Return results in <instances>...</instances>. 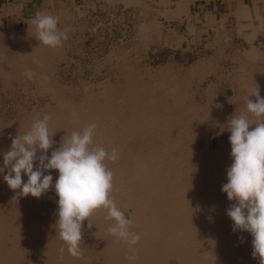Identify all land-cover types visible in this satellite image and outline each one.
Masks as SVG:
<instances>
[{"label": "bare ground", "instance_id": "1", "mask_svg": "<svg viewBox=\"0 0 264 264\" xmlns=\"http://www.w3.org/2000/svg\"><path fill=\"white\" fill-rule=\"evenodd\" d=\"M243 30L244 26L238 28L240 36L250 38ZM251 43L243 51L238 71L228 77L234 102L235 92L247 101L254 82L264 98V49ZM48 52L36 37L0 34V88L30 82L25 71L31 70L30 83L42 90L45 99L23 119L0 116V166L3 153L11 147L10 137L23 135L45 114L51 117L49 131L54 134L49 156L73 131L96 123L94 144L109 153L118 150L117 160L106 161L114 173L113 195L120 210L133 219L131 230L141 239L130 247L110 235L107 229L112 222L101 210L92 215L91 228L84 221L82 254L73 257L58 236L54 187L40 198L12 199L15 192L0 175V264H260L252 256V236L234 232L226 214L235 203L221 191L232 163L227 121L235 113L228 104L213 100L214 82L202 87L211 60L195 63L183 79L170 73L164 80L158 73L162 79L146 82L133 71L124 72L118 83L105 84L101 96L85 89L76 97L66 94L64 86L46 73L52 65ZM188 78L194 79L189 87ZM249 99L255 102L256 97ZM246 111V103L240 104L235 115ZM221 130L228 138L221 145L216 138L212 145V132ZM45 174L53 176L54 185L58 170ZM22 181H27L26 175ZM130 255L136 260L130 261Z\"/></svg>", "mask_w": 264, "mask_h": 264}, {"label": "clouds", "instance_id": "2", "mask_svg": "<svg viewBox=\"0 0 264 264\" xmlns=\"http://www.w3.org/2000/svg\"><path fill=\"white\" fill-rule=\"evenodd\" d=\"M58 23L59 18L47 11L37 12L31 21L36 39L51 48L61 47L68 39L69 29H60ZM25 76L30 79L31 70H26ZM250 96L256 97L255 102ZM246 109L245 113L234 114L227 121L232 163L226 170L227 183L221 191L229 201L235 202L226 210L233 221V231H246L252 236V256L264 264V98L255 82ZM50 120L45 114L23 135L10 137L11 147L3 153L0 175L15 192L12 199L28 195L40 198L54 187L58 196V236L73 257L82 254L84 221L91 228L92 215L101 210L106 212L105 219L112 222L108 233L130 247L135 246L141 235L131 230L133 219L127 218L117 206L113 195L114 173L106 163L118 159V150L113 148L109 153L103 146L95 145L98 126L90 123L82 131H73L67 140L62 139L49 156L54 143V134L49 131ZM50 170L59 173L54 185L53 176L45 174ZM22 175L27 176L26 182L22 181ZM240 239L243 242V237ZM64 251L65 247L61 246L60 253ZM128 259L135 261L136 256L130 255Z\"/></svg>", "mask_w": 264, "mask_h": 264}, {"label": "rangeland", "instance_id": "3", "mask_svg": "<svg viewBox=\"0 0 264 264\" xmlns=\"http://www.w3.org/2000/svg\"><path fill=\"white\" fill-rule=\"evenodd\" d=\"M155 7L152 4L141 8L104 7L94 2L65 1L58 10L48 12L59 18L60 29L67 27L69 31L68 39L57 47L60 51L48 47L52 65L45 68L46 73L52 74L69 96L78 97L85 89L101 96L105 84L118 83L124 72L133 71L146 82L154 77L162 79L158 73H163L164 80L170 73L183 79L195 63L211 60L209 71L201 79L202 87L214 82L213 100L217 104H228L237 114L240 104L247 101L239 99L241 94L237 92L234 94L237 101L230 99L233 91L228 77L238 71L240 58L249 44L242 41L235 28L187 27L181 22H172L165 11ZM34 18H25L12 27L0 15V34L32 39L36 36L35 26L31 24ZM28 26L33 30L27 29ZM162 68L166 70L160 72ZM33 77L32 74L30 82ZM187 80L188 87L194 84L190 82L194 79ZM23 82L11 88H0L3 119H23L26 112L45 103L41 89ZM211 138L212 145L216 138L221 145L228 134L212 132Z\"/></svg>", "mask_w": 264, "mask_h": 264}, {"label": "crops", "instance_id": "4", "mask_svg": "<svg viewBox=\"0 0 264 264\" xmlns=\"http://www.w3.org/2000/svg\"><path fill=\"white\" fill-rule=\"evenodd\" d=\"M65 1L72 0H0V15L13 27L25 18L35 17L37 12L58 10ZM80 1V0H79ZM104 7H135L152 4L165 11L172 22L185 26L207 28H238L244 26L242 41L264 49V0H81ZM259 14V15H258ZM259 21V22H258ZM189 24V25H187ZM238 31V32H237ZM254 32V34H252ZM252 35V36H251Z\"/></svg>", "mask_w": 264, "mask_h": 264}]
</instances>
